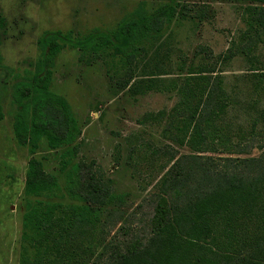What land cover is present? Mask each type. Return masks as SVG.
<instances>
[{"label":"trees","instance_id":"trees-1","mask_svg":"<svg viewBox=\"0 0 264 264\" xmlns=\"http://www.w3.org/2000/svg\"><path fill=\"white\" fill-rule=\"evenodd\" d=\"M210 2L240 5L246 29L222 60L238 53L247 58L254 103L259 104L264 71L256 52L264 43V0H167L153 11L141 0L113 31L76 46L89 64L118 59L113 67L117 73L118 66L128 69L122 87L131 96H177L170 112H152L143 120L160 125L166 119L165 135L178 147L191 148L190 155L178 158L172 153L159 166L161 172L170 167L156 182L155 214L145 244L137 240L123 246L108 240L110 222L121 213L129 193L115 192L111 181L93 172L92 165L76 161L83 129L68 100L51 90L56 60L70 36L47 34L41 41L44 59L34 77L17 86L20 99L36 96L27 114L16 116L14 134L31 155L46 139L51 151L60 152L66 181L61 186L46 172L42 159H30L25 194L36 200L27 204L23 216L21 264H264V145L259 157L205 155L218 150L230 154L239 146L234 129L225 122L236 101L215 66L192 64L185 69L186 62H179L174 67L171 34L166 40L176 20L201 24ZM2 60L0 55V66ZM171 68L177 73L172 75ZM256 128L254 123L248 137L239 132V138L249 140ZM137 150L131 151L130 160Z\"/></svg>","mask_w":264,"mask_h":264},{"label":"rangeland","instance_id":"rangeland-1","mask_svg":"<svg viewBox=\"0 0 264 264\" xmlns=\"http://www.w3.org/2000/svg\"><path fill=\"white\" fill-rule=\"evenodd\" d=\"M146 1L150 11L167 2ZM140 2L0 0V55L3 58L0 104L4 112V119L0 120V264H21L23 216L27 204L36 200L25 194L30 159H42L46 172L56 176L61 186L66 181L60 170V152L51 151L46 139L41 141L38 153L31 155L28 148L17 143L14 134L16 116L27 114L36 96L34 94L30 100L20 99L17 86L25 78L34 77L37 65L45 57L41 41L47 34L70 36L56 60L51 90L68 100L83 129L76 161L92 165L93 172L102 173L106 181H111L115 192L129 193L121 213L116 212V217L110 219L108 240L125 246L137 240L145 244L150 237L149 224L155 214V194L159 191L156 182L170 167L161 172L159 166L172 153L178 158L190 155L191 148H180L165 135L166 119L160 125L143 120L152 112H170L177 96L156 92L131 96L122 87L128 69L118 66L117 73L113 67L118 59L89 64L81 59L82 52L76 47L113 31ZM209 4L210 11L201 24L176 20L168 29L166 40L169 34L173 40L171 59L174 67L186 62L185 69L192 64L215 66L216 73L224 75L226 88L236 101L225 122L234 129L233 139L239 146L230 154L218 150L205 155L259 157L260 146L264 145V95L259 104L254 103L251 65L244 55L238 53L229 61L222 60L233 43L240 42L246 29L242 10L240 5L228 2ZM256 54L261 63L259 67L264 71V43L259 45ZM168 70L172 75L177 73L175 68ZM254 123L255 135L249 140L240 139L238 133L244 132L248 137ZM134 149H138V153L130 160ZM145 152L148 160L142 159ZM152 162L154 166H150ZM121 214L124 218L116 221ZM102 250L103 246L99 251ZM109 252L105 257H109Z\"/></svg>","mask_w":264,"mask_h":264}]
</instances>
